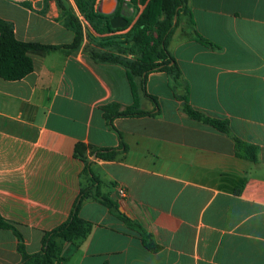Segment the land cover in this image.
<instances>
[{
    "label": "crops",
    "instance_id": "crops-1",
    "mask_svg": "<svg viewBox=\"0 0 264 264\" xmlns=\"http://www.w3.org/2000/svg\"><path fill=\"white\" fill-rule=\"evenodd\" d=\"M185 1L191 23L183 17L168 45L177 81L152 72L143 91L133 78L132 92L122 66L91 60L90 52L105 50L103 39L132 23L96 34L80 22L74 0L68 15L82 26L80 47L30 54V74L0 78V216L20 233L25 253L40 252L43 233L65 222L89 189L78 217L91 231L79 245L56 238L62 264H264V0ZM124 4L116 15L118 0H102L97 12L126 20ZM0 20L23 43L73 41L55 0H0ZM181 98L200 116L226 122L227 133L190 118ZM109 104L149 114L108 122ZM235 140L256 147L255 162L236 156ZM76 144L87 147L84 160L74 156ZM98 150L117 156L102 160ZM84 161L92 180L82 175ZM96 191L158 248L148 250ZM17 245L0 229V264L21 262Z\"/></svg>",
    "mask_w": 264,
    "mask_h": 264
},
{
    "label": "trees",
    "instance_id": "trees-1",
    "mask_svg": "<svg viewBox=\"0 0 264 264\" xmlns=\"http://www.w3.org/2000/svg\"><path fill=\"white\" fill-rule=\"evenodd\" d=\"M145 3L144 9L135 16L133 10L136 2ZM120 6L115 13L118 15L122 8L131 7L130 15L126 18L127 24H131L129 30L119 35L106 37L99 43L105 49L102 52H90L89 57L94 62L117 64L126 70L127 78L132 92L135 91L133 78H140L141 90L145 78L152 72H164L174 81L180 77V71L174 58L168 51V45L174 30L179 26L181 19L187 17L191 23L190 12L185 0H129L124 2L118 0ZM57 8L67 14L68 25L74 33L73 41L66 46L41 45L37 43H23L17 41L13 34V27L10 23L0 20V78L5 81H18L33 71V62L30 54L44 56L56 50H75L78 49L83 41L82 26L77 17L68 15L67 0H55ZM80 15L89 24L92 31L96 34L114 33L119 29L110 27V17L94 12L91 0H74ZM197 41L212 47V44L197 35ZM129 56V57H128ZM135 94V93H134ZM153 103L155 100L150 98ZM183 100L185 113L193 120L203 122L213 126L218 131L227 133L226 122L209 119L197 114L188 105L186 98ZM117 104H109L102 108L103 116L111 122L116 117L142 116L149 113L139 111L136 107L126 108L119 111ZM87 147L83 144L74 146L73 154L81 160ZM235 154L238 158L255 162L257 149L253 145L235 140ZM93 152V151H92ZM95 156L102 160H113L117 156L115 150L94 151ZM90 166L84 161L82 175L92 180ZM95 182V181H94ZM92 193L89 189L81 190L72 210L65 222L44 232L41 239V250L36 254L25 253L22 237L14 226L6 222L0 216V229L10 230L18 240L17 251L21 256L19 264H62L60 250L56 243V238L70 241L74 245H79L90 233L91 225L78 217V210L82 199ZM93 197L104 205L112 215L121 219L127 227L135 231L142 240L143 245L150 251H155L158 247L153 243L151 237L146 234L139 225L125 217L119 212L115 202L108 197L101 195L99 191Z\"/></svg>",
    "mask_w": 264,
    "mask_h": 264
},
{
    "label": "built area",
    "instance_id": "built-area-1",
    "mask_svg": "<svg viewBox=\"0 0 264 264\" xmlns=\"http://www.w3.org/2000/svg\"><path fill=\"white\" fill-rule=\"evenodd\" d=\"M101 1H102V0H91L92 9H93L94 12H97V10H98V6H99V4H100ZM122 1H124V2H129V0H122ZM137 3L140 4V2H138V1H137ZM79 14H80V13H79ZM79 17H80V18H79ZM79 17H78V18H79L80 22L83 23V24H86V21L84 20L83 16H82V15H79ZM117 195H118V198H119L121 201H123V200L126 198V192H125V190L122 189V188H119V189L117 190Z\"/></svg>",
    "mask_w": 264,
    "mask_h": 264
},
{
    "label": "water",
    "instance_id": "water-1",
    "mask_svg": "<svg viewBox=\"0 0 264 264\" xmlns=\"http://www.w3.org/2000/svg\"><path fill=\"white\" fill-rule=\"evenodd\" d=\"M109 24L112 29H122L127 25V21L120 16H115L110 19Z\"/></svg>",
    "mask_w": 264,
    "mask_h": 264
},
{
    "label": "rangeland",
    "instance_id": "rangeland-1",
    "mask_svg": "<svg viewBox=\"0 0 264 264\" xmlns=\"http://www.w3.org/2000/svg\"><path fill=\"white\" fill-rule=\"evenodd\" d=\"M145 3L140 2V4H139L140 7L136 8V10H135V16H137V14H139L144 9Z\"/></svg>",
    "mask_w": 264,
    "mask_h": 264
}]
</instances>
